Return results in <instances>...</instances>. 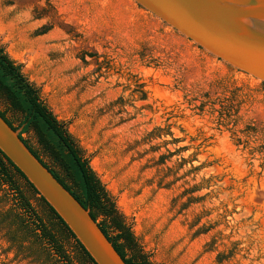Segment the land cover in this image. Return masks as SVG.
Listing matches in <instances>:
<instances>
[{
    "label": "rangeland",
    "instance_id": "obj_1",
    "mask_svg": "<svg viewBox=\"0 0 264 264\" xmlns=\"http://www.w3.org/2000/svg\"><path fill=\"white\" fill-rule=\"evenodd\" d=\"M0 46L88 160L137 262L264 264V82L133 0H0ZM0 111L19 133L1 95ZM0 264H29L2 228Z\"/></svg>",
    "mask_w": 264,
    "mask_h": 264
},
{
    "label": "trees",
    "instance_id": "obj_2",
    "mask_svg": "<svg viewBox=\"0 0 264 264\" xmlns=\"http://www.w3.org/2000/svg\"><path fill=\"white\" fill-rule=\"evenodd\" d=\"M0 95L11 109L23 116L18 137L83 208L89 210L92 219L124 262L145 264L136 261L130 227L122 220L88 160L81 156L65 128L40 99L38 90L22 74L21 66L11 60L1 46ZM0 116L13 130H17L2 111ZM29 128L35 131L43 151L59 172L44 163L23 139L21 134ZM15 175L23 179L24 184H20ZM2 185L6 187L2 188L0 195V202L4 201L0 203V228L4 230L9 248H13L15 255L28 259L29 264H95L62 219L0 151V187ZM32 195H38L46 211L39 212L35 208L31 202ZM7 199L11 200L8 206L5 205ZM98 216L103 217L101 221H97ZM114 231L116 233L112 234ZM70 239L75 244L72 255L68 250ZM126 249L133 252L131 256L127 257Z\"/></svg>",
    "mask_w": 264,
    "mask_h": 264
},
{
    "label": "water",
    "instance_id": "obj_3",
    "mask_svg": "<svg viewBox=\"0 0 264 264\" xmlns=\"http://www.w3.org/2000/svg\"><path fill=\"white\" fill-rule=\"evenodd\" d=\"M216 58L264 82V0H133ZM0 151L62 219L95 264H126L89 214L0 116ZM264 202V191L253 188Z\"/></svg>",
    "mask_w": 264,
    "mask_h": 264
}]
</instances>
